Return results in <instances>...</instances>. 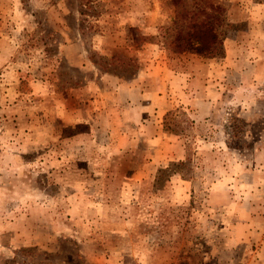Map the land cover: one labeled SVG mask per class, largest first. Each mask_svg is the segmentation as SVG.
<instances>
[{
	"label": "rangeland",
	"instance_id": "obj_1",
	"mask_svg": "<svg viewBox=\"0 0 264 264\" xmlns=\"http://www.w3.org/2000/svg\"><path fill=\"white\" fill-rule=\"evenodd\" d=\"M216 1L201 58L191 0H0V264H264V0Z\"/></svg>",
	"mask_w": 264,
	"mask_h": 264
},
{
	"label": "trees",
	"instance_id": "obj_2",
	"mask_svg": "<svg viewBox=\"0 0 264 264\" xmlns=\"http://www.w3.org/2000/svg\"><path fill=\"white\" fill-rule=\"evenodd\" d=\"M173 3L180 0H171ZM196 10L185 11L172 22L171 26L162 27L169 32L168 46L177 53H190L201 58H214L223 54V32L218 26L228 27L224 9L216 0H191ZM200 3V4H199ZM86 26V28H88ZM159 171V169H158Z\"/></svg>",
	"mask_w": 264,
	"mask_h": 264
},
{
	"label": "crops",
	"instance_id": "obj_3",
	"mask_svg": "<svg viewBox=\"0 0 264 264\" xmlns=\"http://www.w3.org/2000/svg\"><path fill=\"white\" fill-rule=\"evenodd\" d=\"M168 72H170L171 76L172 77V82L174 81L175 83H179L180 80H184V78H187L186 75H189L188 72H190L186 67H176L174 68L173 70H171V68H168ZM163 73L160 74V77H164V74L162 75ZM162 75V76H161ZM138 81H140V79H138ZM189 81V80H187ZM141 84V83H140ZM137 90H136V101L137 103L139 102V98L142 99L143 95L145 94L144 92V88H142L141 86H138L137 84Z\"/></svg>",
	"mask_w": 264,
	"mask_h": 264
}]
</instances>
